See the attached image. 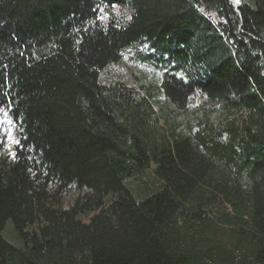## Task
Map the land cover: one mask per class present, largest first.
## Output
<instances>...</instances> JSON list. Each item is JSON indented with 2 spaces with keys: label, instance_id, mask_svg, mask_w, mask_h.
Returning a JSON list of instances; mask_svg holds the SVG:
<instances>
[{
  "label": "trees",
  "instance_id": "1",
  "mask_svg": "<svg viewBox=\"0 0 264 264\" xmlns=\"http://www.w3.org/2000/svg\"><path fill=\"white\" fill-rule=\"evenodd\" d=\"M0 112V264H264V0H0Z\"/></svg>",
  "mask_w": 264,
  "mask_h": 264
},
{
  "label": "rangeland",
  "instance_id": "2",
  "mask_svg": "<svg viewBox=\"0 0 264 264\" xmlns=\"http://www.w3.org/2000/svg\"><path fill=\"white\" fill-rule=\"evenodd\" d=\"M234 5H238L240 2H243V0H232ZM134 53L132 52H127L123 58V67H126L127 69L131 70L135 69L134 72H139L143 73L145 72L147 75H151L148 72L147 67L144 65H141L135 58H134ZM119 67V66H118ZM132 72V71H131ZM131 74V73H130ZM134 74V73H132ZM159 102H162V100H159ZM208 107L214 108L213 105H209V103L204 102L202 99H194L191 102L188 103L186 106V112L187 115H182L179 117V120L185 121L187 119H190L196 117L197 119L201 118L203 116L202 110L203 108L207 109ZM169 109H172V107L169 105ZM199 108V110L197 109ZM184 113V111H180ZM212 117L216 115L215 110L212 112ZM0 136L4 137V142L6 144V148L9 151L14 145H15V138H16V131L14 125L9 121V119L5 116V113L0 112ZM77 196V193H70L69 195L65 196L64 198V205L68 206L71 204L72 200Z\"/></svg>",
  "mask_w": 264,
  "mask_h": 264
}]
</instances>
